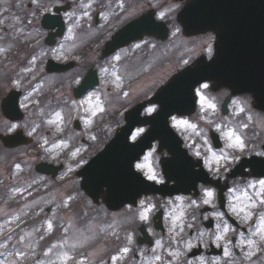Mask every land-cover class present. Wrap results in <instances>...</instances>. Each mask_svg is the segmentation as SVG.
I'll list each match as a JSON object with an SVG mask.
<instances>
[{
  "label": "rangeland",
  "instance_id": "obj_1",
  "mask_svg": "<svg viewBox=\"0 0 264 264\" xmlns=\"http://www.w3.org/2000/svg\"><path fill=\"white\" fill-rule=\"evenodd\" d=\"M7 1V0H6ZM75 0H64V5H68ZM114 1L110 0V6L113 5ZM5 2V0H0V6ZM47 2V0H23L22 12L25 13V8H27L28 14H31L33 17L35 16L36 10L39 9V6L43 3ZM70 2V3H69ZM51 6H55L60 4L59 0H49ZM31 4V5H30ZM91 1L82 0L79 4L80 11H68L66 12V17L69 19V22L72 25V34L74 28L78 26L79 22H82L84 18H86L85 12L88 10L86 8L90 7ZM30 8V9H29ZM85 9V11H84ZM22 14L19 12H14V10L9 9L6 11H2L0 13V26L1 29L4 25H8L10 21V29L8 30L9 34H21L23 33V26L20 23ZM78 31V29H75ZM74 35V34H73ZM208 37V36H206ZM204 37L203 40L206 38ZM183 39H178L177 42L179 45L183 46ZM202 43H198L194 47V51L192 52V58L199 54L204 48ZM77 39L73 38V40L69 43V47H78L76 46ZM42 47V46H41ZM8 47H4L0 45V61L5 62H14L12 60H8L7 52ZM46 48L43 46L42 50ZM131 52H140L141 45L139 47H130L127 49ZM197 51V52H196ZM186 52V51H185ZM188 57L190 56V51H187ZM141 53V52H140ZM165 53H175V50H169ZM124 54V53H122ZM121 53H118L117 56L121 58ZM101 53L92 52L91 56L87 59V61L92 62V65L99 67L103 62L101 59ZM169 55H153L151 61L153 62H166ZM35 60V59H34ZM26 62V61H23ZM83 61H81L82 63ZM136 62H146V61H136ZM80 64V63H79ZM183 62H171L165 74H155L152 77H148L142 79L141 81H135L128 85V90L124 95V101L130 102V104L136 103L137 100L144 97L146 92L152 90V88L164 83L167 77L171 75L172 72L176 71V67L182 65ZM84 66L85 64H80ZM87 65V64H86ZM132 64H127L121 67V72L126 74L129 69H131ZM16 69L15 65L7 64L5 65V69L8 71H14ZM107 80L111 81L112 84L107 83L106 89L113 94V96L118 95L126 86V76L125 79L121 77V72L113 71L108 67H103ZM18 84H21V80L16 78L15 80ZM75 82L69 83L65 88L61 91V93L57 92V98L62 99L60 94H63L66 99L70 98V93H72V86L76 85ZM6 87L4 90L10 89V84L6 83ZM105 88L92 92L87 97V108L86 113H77L81 119L82 127L80 132L76 133L79 137L84 136L86 142L81 144L78 142L76 147L71 145L70 140L65 137L59 135V133L63 130L65 120L67 122V118L65 116L64 110L58 109L54 112H48L47 117L45 116V111L43 105L40 104L39 99L36 95H31L29 98L37 103L38 106H33L25 102V106L28 105V109H26L27 113L25 118L17 123H8L9 128L6 131H13L11 125H17L16 128H22L25 130L26 134L33 138V142L38 141L39 149L38 152H34L31 155H26L23 151L17 153V160L15 167L13 169H9L6 174L3 170V166H0V178L5 177L2 184H4L5 189L0 187V232L3 230H8V226L11 227L12 234L10 237L4 242V246L2 250L5 248H14L15 249V258L17 263L22 261V259L29 258L31 262H57L61 264L71 263L70 261L75 260L76 264H96L102 262L104 259L103 251L105 250L103 243L95 237L94 233H99L98 231L106 232L109 228L108 225H103L100 223L101 218H120V223L124 224V221L127 220L126 212L130 210L131 206H126L123 209L118 211H110L106 208L105 204L100 202L99 204H95L92 200L85 194V192L80 188L81 178L76 176V170L80 167L84 162L85 158L82 156V152L92 150L97 151L100 149L98 146L100 144V140L98 137V132L103 130L105 133V138L110 137L114 134L117 127L119 126V122L121 121L122 115L117 113L115 118H109L108 115L110 112H114L117 107L111 105L110 101V93L106 91ZM112 89V90H111ZM118 90V91H116ZM227 93L229 92L226 90ZM144 95V96H143ZM200 100H199V109L195 115H193V120L189 118L183 119V121H187V124L178 125L176 121H180L182 119H174L173 124L176 128L182 131L183 127V136L188 139L189 144L193 146L194 151L199 154L208 155L209 165H214L219 161H228L232 162L233 154L229 156V154L234 152H242L246 150V137L244 135V131L247 129V126L250 127L253 123V120L257 121L260 124H264V114L260 112H254L252 109V99L251 96H247L249 99H243L242 96H236L232 99L231 108L229 113L223 115L220 109L221 98L226 95V92L218 91L216 93L212 92L210 88L207 89L201 88L199 90ZM205 98V102L202 103L201 97ZM31 99H28L29 102ZM208 102L215 104V108H209ZM33 107V108H32ZM155 108V107H150ZM103 109V111H100ZM243 109V111H241ZM255 110V109H254ZM106 112V113H105ZM217 112V114H215ZM60 113L61 119H57L56 114ZM95 113V114H93ZM106 115V121L97 120L101 117L102 114ZM110 116V115H109ZM47 119V120H46ZM50 121H54V123H50ZM53 125L56 128L57 133L53 134V131L47 130L48 124ZM191 125V126H189ZM257 125V124H256ZM253 127H256L255 124H252ZM246 127V128H245ZM259 134L264 133V125H257ZM144 127H141L135 133L136 137H138L142 132L140 131ZM214 129L221 133L224 142H225V150L230 149L228 153L224 156L218 154L216 150L210 149V145L208 142L210 130ZM4 131V132H6ZM231 131L233 132V138L227 139L226 134ZM236 136H239L243 143V149L238 147H231L230 145L233 143V140ZM253 136L257 137V131H253ZM264 140V137L261 138V141ZM80 141V140H79ZM224 148V147H223ZM191 149V147H190ZM257 151H261L263 148L256 146ZM208 153H205V152ZM224 150H222L223 152ZM217 153V154H216ZM150 157H152V161H154V155H148L146 158L147 163L144 166L147 167L145 171L149 175H156V170L151 167L149 164ZM46 160L57 165L62 166L56 176H52L50 174H38L35 179L32 180L27 177L24 172L29 170L31 167L35 168L36 160ZM143 165V164H142ZM29 168V169H28ZM144 169V168H140ZM238 182V181H237ZM235 184V183H234ZM8 189V191L6 190ZM209 189H204L202 197L199 201H191L188 198H176L172 201H148V199H142L139 202V205L135 208L139 211V214L147 212L148 219L141 220L142 222H149L150 218L153 214H155L156 209L159 207H164L166 209L167 218L169 220V225L171 227L172 234L175 232H183L188 234L193 229L201 230L206 232V228L201 224H196L190 218H199L200 213L196 215V211L194 209L200 208L205 205L203 201L205 199H212L206 197V191ZM237 192V191H236ZM8 193V194H6ZM238 197L237 201L242 202L244 200V193L237 192ZM73 202L75 205H80L77 202L81 203V208H84L85 215H88V218H81L82 216L75 215L73 211H70V203ZM199 202V204H198ZM211 203V202H210ZM198 204V205H197ZM208 204V203H207ZM66 209L64 210L63 208ZM80 208V209H81ZM83 210V209H81ZM76 212V214H78ZM102 213V214H100ZM207 214H204V218H206ZM26 218H38V221L43 223V226L47 233H50L54 229V219L58 218L62 223V228L60 232L61 234L65 233V236L61 238L58 237L55 243L50 245L46 252L39 250L37 246L39 245V241L41 240L38 229L40 226H33L32 228H27L24 226ZM85 221L86 227L82 229L79 223ZM117 224V221H114ZM51 224V228L49 227ZM58 224L61 225L58 221ZM59 227V226H58ZM113 227V226H112ZM110 228L112 233L118 231L119 234L116 235L117 242L119 241V237H121V241L123 246V252L115 251L110 256L111 262L109 264H136L135 261V248H142V250L146 253L147 248H150L147 244H138L135 238L134 233H127L126 229H115ZM149 229H154L152 223L148 226ZM59 229V228H58ZM59 232V233H60ZM171 234V235H172ZM189 235V234H188ZM190 237V235H189ZM199 237V236H198ZM169 238L168 234L159 235L157 238H154V253L151 257H153L150 262L156 261L158 264L169 262L165 258V254H169L172 258L175 257L172 263L174 264L181 260L183 263L182 256L178 258L176 256L175 250L170 249L168 252L163 248V243ZM115 239V238H112ZM191 240L196 242V233L191 236ZM97 241V242H96ZM109 240V248L111 251H114L116 243L114 245L111 244ZM96 242V243H95ZM100 244V245H99ZM99 245V246H98ZM76 247H82L83 249H87L85 252H80L79 254H73V249ZM128 248L129 251L125 252L124 249ZM103 249V251H102ZM44 253V254H40ZM160 260H159V254ZM149 257L146 254L141 258L139 264H142ZM150 257V258H151ZM199 262H206L204 258H198ZM8 260H6L7 262ZM213 261V260H212ZM215 261V260H214ZM1 262V260H0ZM3 262V261H2ZM12 262V261H11ZM105 263V261H103ZM180 264V263H179Z\"/></svg>",
  "mask_w": 264,
  "mask_h": 264
},
{
  "label": "water",
  "instance_id": "obj_2",
  "mask_svg": "<svg viewBox=\"0 0 264 264\" xmlns=\"http://www.w3.org/2000/svg\"><path fill=\"white\" fill-rule=\"evenodd\" d=\"M241 1V5L236 7L238 0H197L183 11V24L186 29H195V31L216 29L223 37V42L224 40L227 42L226 48L221 49L218 57L212 61L207 63L202 60L199 61L200 65L184 70L157 93L153 100L159 102L162 107L155 117L149 118L155 121H152L151 129L140 144L132 145L127 140L135 125L141 122L132 115L140 112L143 106L140 105L129 113L130 126L129 124L125 126L108 149L93 159L83 172L85 176L83 186L95 200L103 191V186H107L108 189L107 204L110 208H119L132 200V197L127 195L128 186L121 177H132L135 174L133 162L151 146L154 139L168 134L165 129L169 115L176 110L189 113L195 108L194 88L198 83L215 79L217 80L215 86L228 85L237 91L251 90L257 100V107L264 109V62H261L264 58V47L262 44L261 48L252 46L254 43L259 44L260 35L264 34V1ZM120 143H124L127 147L124 148L126 152L130 150L137 153L133 160L131 159V165L126 164L127 153L122 157L119 156ZM166 143L168 140L163 142ZM177 145L180 149V144ZM172 149L174 151V146ZM183 156H185L184 152ZM175 158H180L179 152L175 153ZM175 166L178 165L174 164L173 167ZM134 190V198H136L141 195V191L149 192L150 187L144 185V188L140 186L139 189L135 187Z\"/></svg>",
  "mask_w": 264,
  "mask_h": 264
},
{
  "label": "flooded vegetation",
  "instance_id": "obj_3",
  "mask_svg": "<svg viewBox=\"0 0 264 264\" xmlns=\"http://www.w3.org/2000/svg\"><path fill=\"white\" fill-rule=\"evenodd\" d=\"M22 1L23 0H7L6 1L7 5H5V7L8 6L10 9L14 3L16 10L17 9L21 10ZM87 1L96 2L98 0H87ZM101 1L105 2V4L102 5L101 7H96V10L91 18V23L86 22L87 26L85 31L87 34L90 33V29L96 30L101 26H103L102 28L103 32H108L113 26L120 28L129 21L136 19L147 13H153L157 17L158 13L161 12L164 13V16L162 18L160 16L159 19L167 22V24L169 25L170 32H172V30H176L177 27L180 25V22L178 20V14L183 7V2L185 3L187 0L184 1L183 0H117L114 1L112 6H110V0H101ZM68 7L71 9L70 4ZM25 9L26 10L23 15L28 14L27 8ZM99 10L101 11V13L104 12L106 15H108V18L106 19L105 22H103L102 18L101 19L97 18V16L95 15V13ZM37 14H38V10H36L35 16H37ZM173 18L175 19L174 24H173ZM99 21L100 23L97 27H94L92 25L93 23L95 24V22H99ZM144 21H147V19H145ZM40 25H41V21H40ZM28 63L32 69V74L37 75L41 72L43 66L42 62H15L17 68L19 67L21 69L23 67H26ZM0 68L2 69L5 68L4 64L3 63L1 64V62H0ZM9 72L10 71L8 72L3 71L1 73L8 74ZM7 82L8 79L6 78L0 79V91L4 90V87H6ZM73 91L75 92V89H73ZM155 159H156L155 163L160 165L161 155L158 154ZM228 169H229L228 166H221V167L219 166L218 171L217 172L215 171V175H214L215 185L212 186V189L214 191V198H215V203L217 205L218 217L212 219L214 221V227L216 228V232L213 233L212 237H209L206 233L200 230L196 232V242L194 243L197 245L196 247L199 246L202 247L203 251L201 255L194 258H191L189 256L188 245L190 242L187 236L184 234H183V238L178 237L177 240L174 242L163 243V248L165 247L167 252L170 249L175 250L176 256L178 258H180L178 252L181 253L183 252V264H264V239H261V236L264 235V185L261 184V181H264V176L256 177L250 175L249 178L252 180L250 183L251 185L249 187H246L247 190L246 203L238 202L237 204V202L235 201L232 204L233 206L232 210L235 209V211L233 212L238 218L237 217L227 218V214L225 210H223L221 207V196H220L221 188L224 186H227L229 188V190L226 191L227 204H228V196H229L231 184L234 183V181H236L239 178V177L229 178L227 173ZM259 183L261 184L262 187L257 185ZM221 214H224L225 218H220ZM232 216L234 215L232 214ZM153 219L154 218H152V220ZM199 219L202 220V224L204 225L205 224L204 218H199ZM127 230H128L127 233L131 234L130 231L131 229H127ZM138 230H136L135 232V238L138 244L144 243L149 245L152 242L151 243L152 245L154 243L153 237L150 234L148 239V237H145L142 233L140 235ZM217 236H221L223 238L217 240L216 239ZM121 241L123 240L120 239L118 241V246L115 247V250L113 252L115 251L123 252L122 249L123 244ZM249 241H252L253 243L250 244ZM182 243H183V248H182ZM2 245L3 242L0 241V250L2 249L1 248ZM212 245H214L215 247H212ZM193 248H195V246L192 247L191 249ZM140 251L141 252H139V248L137 247L135 248V259H138L140 261L145 254L148 256V255H152L153 253L150 248L147 249L146 253L142 250V248H140ZM71 253L76 254V252H71ZM225 253L228 254L226 255ZM160 255L161 253L159 254V260L161 259ZM103 256L105 258V255ZM152 258L153 257L151 258L147 257L146 260L142 262V264H158L156 261L150 262ZM165 258L169 262H165V263L159 262V264H170L175 259V257L172 258L168 253L165 254ZM198 258H204L206 259V262L205 263L202 261L199 262L197 260ZM7 259L11 260L10 255L9 256L5 255L4 261L0 262V264H61L57 262L13 263L8 261L6 262ZM190 260L192 262H190ZM103 261L96 264H107V263H103ZM68 264H76V262H71ZM175 264H179V263H175Z\"/></svg>",
  "mask_w": 264,
  "mask_h": 264
},
{
  "label": "snow or ice",
  "instance_id": "obj_4",
  "mask_svg": "<svg viewBox=\"0 0 264 264\" xmlns=\"http://www.w3.org/2000/svg\"><path fill=\"white\" fill-rule=\"evenodd\" d=\"M160 16L162 18L164 16V13L161 12L160 13ZM137 47H139V45H137ZM115 59L119 60L120 57L117 56V57H115ZM202 87L205 88V89H207L209 87V85L207 83H204L202 85ZM125 95H127V94H125ZM201 101H202V103L205 102V98L203 96L201 97ZM208 107L209 108H215L216 106H215V104H212L211 102H208ZM100 111H103V109H100ZM147 111L149 113H152V112L155 111V108H148ZM241 111H243V109H241ZM93 114H95V113H93ZM56 117H57V119H61L60 113H57L56 114ZM50 123H54V121H50ZM176 123L178 125H184V124H187V121L180 120V121H176ZM189 126H191V125H189ZM16 127H17V125H11V128L12 129H14ZM140 131L143 132V129H141ZM233 135H234L233 132L229 131L226 134V138L227 139H232L233 138ZM132 139L135 140L136 139V136H133ZM230 146L231 147H238V148L243 149L244 143H243L242 139L239 136H236L235 139L233 140V143ZM197 155H199V153H197ZM136 167L137 168H143L144 165L137 164ZM148 178L151 179V180H155L156 179V176L155 175H150ZM261 184L264 185V181H261ZM213 195H214V193L211 190H207L206 191V197L211 198V197H213ZM203 202L207 204V203H210L211 201H210V199H205ZM233 211H235V209H233ZM140 219L141 220H147L148 219V215H147V212L146 211L144 213H141L140 214ZM49 227L51 228V224H49ZM222 238L223 237H221V236H217L216 237L217 240L222 239ZM261 239H264V235L261 236ZM249 243L251 244L253 242L252 241H249ZM124 251L125 252H128L129 249L128 248H125ZM225 254L227 255L228 253H225Z\"/></svg>",
  "mask_w": 264,
  "mask_h": 264
},
{
  "label": "clouds",
  "instance_id": "obj_5",
  "mask_svg": "<svg viewBox=\"0 0 264 264\" xmlns=\"http://www.w3.org/2000/svg\"><path fill=\"white\" fill-rule=\"evenodd\" d=\"M262 156H264V153H261ZM136 167V166H135Z\"/></svg>",
  "mask_w": 264,
  "mask_h": 264
}]
</instances>
